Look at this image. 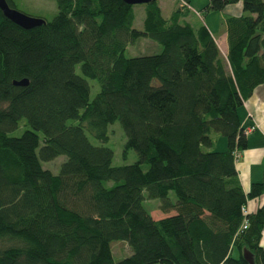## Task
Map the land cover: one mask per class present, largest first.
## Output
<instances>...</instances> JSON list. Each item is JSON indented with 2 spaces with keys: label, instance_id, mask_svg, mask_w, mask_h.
Wrapping results in <instances>:
<instances>
[{
  "label": "trees",
  "instance_id": "trees-1",
  "mask_svg": "<svg viewBox=\"0 0 264 264\" xmlns=\"http://www.w3.org/2000/svg\"><path fill=\"white\" fill-rule=\"evenodd\" d=\"M183 1L168 17L159 0L144 3L141 28L125 0H57L31 28L0 8V264H251L245 251L264 264V199L243 212L264 183L245 191L237 167L253 129L239 109L264 82V0L204 6L243 3L224 15L227 56L206 23L184 19ZM142 35L162 50L127 56ZM115 120L133 162L115 164L105 143ZM59 154L58 173L43 166ZM148 198L171 215L154 218ZM116 240L131 250L119 261Z\"/></svg>",
  "mask_w": 264,
  "mask_h": 264
},
{
  "label": "rangeland",
  "instance_id": "rangeland-1",
  "mask_svg": "<svg viewBox=\"0 0 264 264\" xmlns=\"http://www.w3.org/2000/svg\"><path fill=\"white\" fill-rule=\"evenodd\" d=\"M209 1L210 0H191L192 6L195 5L196 8H193L194 11L191 13L190 18L194 24H197L201 21V16L199 14L202 11L203 16H208L206 18L208 21L210 20L212 28L216 29L220 25L222 14L220 10L216 9H211L209 12L204 13L205 11H203L202 9L204 8L205 4ZM14 2L16 3L17 8H19L20 10H23L29 14L43 16L48 20L52 19L53 16L58 12L57 0H14ZM160 3L162 4L163 14L165 16H169L174 8V2H172V4L169 3V5H167L165 4V0H160ZM144 6V3H136L134 6L136 12L134 26L139 28L143 27V19L145 16ZM215 17L218 20V24L214 21H212L214 23H211V19ZM162 48V44L157 40L151 38L148 35H142L134 43H130L128 45L126 49V55L133 56L138 54L160 52ZM76 69L78 72H81L80 64L77 65ZM88 79L92 87L91 98H93L96 92L99 90V84L94 78L88 77ZM26 127H28V123L26 121V118H23L20 121L18 127L11 131V134L19 135L25 130ZM87 132L94 142H100V140L94 137L89 130H87ZM126 138L127 135L125 129L119 120H115L109 124V138L105 143L115 149V164L133 162L138 159V153L134 148H130L125 151ZM221 139L226 140V143L228 142L227 137L225 135H221L218 138V144L220 143ZM218 144L216 145V147L220 149V146ZM66 158V154H59L53 159L42 160V163L44 167L50 168L54 172L58 173L62 162ZM240 158L241 157H239V160ZM142 166L144 169L148 168L147 163H143ZM110 184H112V182H109V185ZM171 197L173 198V200H176L175 194L173 192L171 193ZM144 206L147 210L150 211L154 218H163L168 215H171L168 213H164L160 209V199L158 198L145 199ZM112 250L115 261H119L130 254L128 245L125 244V242L122 240L113 241Z\"/></svg>",
  "mask_w": 264,
  "mask_h": 264
},
{
  "label": "crops",
  "instance_id": "crops-1",
  "mask_svg": "<svg viewBox=\"0 0 264 264\" xmlns=\"http://www.w3.org/2000/svg\"><path fill=\"white\" fill-rule=\"evenodd\" d=\"M172 2H174L173 10L179 4L181 5L184 4L183 0H165V4L167 5H169V3L172 4ZM159 4L162 8V4L160 3V0H159ZM188 7L190 8L191 11L188 13L187 16L184 17V19L192 22L190 15L194 11L193 8H196V6L195 5L192 6L191 0H190L188 2ZM202 10L205 11L204 8ZM162 11H163V8H162ZM209 11L210 10H207L204 13L209 12ZM220 11L222 14L221 22H220V25L216 29L212 28L210 24V20L208 21L206 18L208 16H203L202 11L199 14L201 16L200 18L201 21L198 22L197 24H194L193 22L192 23L195 26H199L202 23H206L208 27L211 29V31L214 33L216 40L220 46L221 52L225 56H227L229 44H228L226 24L223 22L224 15L229 14V13L230 14H241L243 12V3L242 1L230 3L226 5ZM215 18L211 19V23L217 22L218 24V20H217L218 16L216 19ZM239 111H240V115L242 118V125L244 127L250 128L252 125H255V128L250 129L248 131V134H247L248 135V146L241 153L240 160L239 159L237 160V167H238L239 174H240V180L242 182L244 190L248 191L254 182L264 183V82L258 84L255 87L254 92L240 107ZM218 138H217V141H218ZM217 141L214 146L215 149H219L216 147V145L218 144ZM218 145L220 146L219 150L225 149L227 147L226 140L221 139ZM263 199H264V194L258 199L248 200L247 206L249 208V211L257 210V208L262 203ZM262 244L264 245V238H263ZM129 251L131 252L130 248H129Z\"/></svg>",
  "mask_w": 264,
  "mask_h": 264
},
{
  "label": "water",
  "instance_id": "water-1",
  "mask_svg": "<svg viewBox=\"0 0 264 264\" xmlns=\"http://www.w3.org/2000/svg\"><path fill=\"white\" fill-rule=\"evenodd\" d=\"M125 1L128 3H146L151 0H125ZM0 8L8 18H10L12 21L16 22L17 24L25 28H31L33 26L40 25L46 22L45 17L40 15L29 14L23 10H20L17 7L11 6L8 0H0ZM14 82L16 84H27L28 78L24 77L22 79L15 80ZM244 256L251 264H254V259L250 252L245 251Z\"/></svg>",
  "mask_w": 264,
  "mask_h": 264
},
{
  "label": "built area",
  "instance_id": "built-area-1",
  "mask_svg": "<svg viewBox=\"0 0 264 264\" xmlns=\"http://www.w3.org/2000/svg\"><path fill=\"white\" fill-rule=\"evenodd\" d=\"M254 127H255L254 125L251 126V128H254ZM239 154H240V152L239 151H236V156H239ZM243 212H244L245 215H247L249 213L248 206H244L243 207ZM248 225H249V221H248V219L245 218L244 221H243V223H242V225H241V230L247 229L248 228Z\"/></svg>",
  "mask_w": 264,
  "mask_h": 264
}]
</instances>
